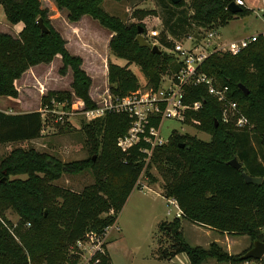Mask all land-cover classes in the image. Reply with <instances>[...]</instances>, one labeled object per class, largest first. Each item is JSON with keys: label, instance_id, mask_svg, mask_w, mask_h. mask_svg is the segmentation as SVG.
Returning <instances> with one entry per match:
<instances>
[{"label": "trees", "instance_id": "1", "mask_svg": "<svg viewBox=\"0 0 264 264\" xmlns=\"http://www.w3.org/2000/svg\"><path fill=\"white\" fill-rule=\"evenodd\" d=\"M51 1L58 10L66 12L69 22L77 23L86 16L112 34L110 54L126 61L123 67L111 62L107 65L113 98L138 90L139 81L129 70L132 64L139 68L146 87L151 89L158 88L162 75L180 70L173 55L140 48L135 41L137 26L145 34L144 25L126 24L107 14L101 8L104 0ZM160 2L165 20L158 44L166 50L173 48L174 41L198 37V28L217 32L233 19L250 14L244 7L237 14L227 11L235 0H191L190 13L182 8L181 0L178 4L171 0ZM0 6L10 24H23L16 38L0 33V97L16 99L14 82L30 68L47 64L58 55L63 63L60 73L67 68L72 72L73 94L86 109H94L88 96L91 80L81 69L82 61L66 51L65 42L52 30L40 1L0 0ZM152 14L153 11H136L134 17L139 16L142 21ZM39 18L47 27V34H41ZM199 72L212 78L216 86L229 89L252 126L251 131L222 124L221 105L200 85L185 88V104L202 102L199 111L188 114L186 124L209 135V141L174 131L164 146L155 149L147 165L136 148L124 154L116 146L129 128L130 119L123 113L108 112L102 118L80 122L78 131L94 157L62 163L32 150H14L0 162V264H78L80 257L71 253L70 247L88 233L102 235L112 227L130 194L141 188L140 176L143 174L149 184L157 182L150 173L152 168L163 181L161 196L176 202L183 220L219 234L247 236L252 245L256 241L264 244V33L235 55L211 53ZM239 84L248 90L247 96L238 89ZM70 99L69 92H49L41 99V107L51 108L52 100L62 104ZM42 126L40 112L0 111V145L36 140ZM181 144L184 148H180ZM233 158L242 172L262 179L261 184H246L240 171L228 165ZM85 171L91 172L94 183L81 192L51 184L62 174L74 176ZM17 175H25L26 179H9ZM7 211L18 217L16 224L6 218ZM160 228L172 239L170 251L161 252L160 261L184 254L188 264H203L209 259L224 264H264V258L243 260L244 254L229 256L215 243L207 250L189 246L180 232V219L161 223ZM102 248L103 252H97L89 264H112L106 245Z\"/></svg>", "mask_w": 264, "mask_h": 264}, {"label": "rangeland", "instance_id": "2", "mask_svg": "<svg viewBox=\"0 0 264 264\" xmlns=\"http://www.w3.org/2000/svg\"><path fill=\"white\" fill-rule=\"evenodd\" d=\"M39 1L41 8L47 11V21L52 30L65 42L66 51L71 56H81L76 57L81 59V69L91 80L88 96L94 104V108L103 106L102 99L106 98V92L109 91L107 82L108 63L111 62L121 67L126 65V61L115 58L109 52L108 44L112 34L86 16L82 17L77 23H71L67 20L66 12L58 10L51 0ZM244 2L245 8L250 11V14L233 19L228 25L220 28L217 31V41L219 43H229L264 33V15L261 12L263 0H244ZM181 3H183L182 8L190 13L189 4L191 0H181ZM101 8L107 14L120 19L126 24L134 23L138 25L142 23L146 31L145 34L143 33L145 40L151 46L155 45L159 51L172 55L169 50L158 44V38L164 29L165 20L160 0H121L119 2L104 0ZM136 11H153L154 14L148 15L140 21L139 16L134 17ZM22 28V23L10 24L0 6V33L9 34L16 38ZM199 29H197L198 32H200ZM201 34L203 35V33ZM189 37L191 36L184 37L176 42H181L186 48L193 47L196 43H191ZM197 51L202 55H207L211 50L204 44L202 49H197ZM62 69L61 57L54 56L49 63L30 68L14 82V87L18 92L16 99L0 97V110L6 113L37 111L41 113L43 120L38 139L0 145V162L8 158L16 149L32 150L62 163L81 161L95 156L84 144L82 134L78 131L80 122H87L83 113L88 109L73 94L71 70L67 68L62 74L60 73ZM129 70L138 79L139 87H144L146 81L139 68L132 64ZM49 92H69L71 99L69 103L66 101L62 104H57L52 100L51 108L41 107V99ZM16 102L19 103L20 110L13 108ZM68 104L69 107L66 108ZM173 131L206 142L210 139L209 135L198 131L192 126H182L173 121H166L162 135L168 137ZM150 173L157 179V182L149 184L145 177L140 178L139 186L141 188L135 190L129 196L115 224L107 229L103 237L112 264H161L154 260H158L161 252L170 251L172 239L170 235L164 233L160 228V224L172 222L178 211L172 204L167 203L164 198L160 197L163 181L156 170L152 168ZM38 175L41 176L42 174ZM9 179L25 180L26 176L17 175ZM93 183L94 178L90 171L74 176L62 174L59 180L51 182L52 185L71 189L75 192H81L84 187ZM144 188L146 190H143ZM159 193L160 195L157 197L156 195ZM6 218L13 224L18 221V217L11 211L6 212ZM177 219H180V232L189 246L207 250L212 243H215L229 256H239L253 248L251 240L247 236L219 234L183 220L181 216ZM70 250L81 254L78 264L85 262L88 255L86 250L82 252L77 248L71 249V247ZM168 262L169 260H163L162 263L167 264ZM168 264H188V260L184 254H180L176 256L172 263ZM203 264L224 263L209 259Z\"/></svg>", "mask_w": 264, "mask_h": 264}, {"label": "built area", "instance_id": "3", "mask_svg": "<svg viewBox=\"0 0 264 264\" xmlns=\"http://www.w3.org/2000/svg\"><path fill=\"white\" fill-rule=\"evenodd\" d=\"M234 3L239 7H246L244 0H235ZM261 12L264 15V0ZM200 29L199 31L203 35L198 34V37H189L191 43H196L193 47L186 48L181 42L175 41L173 43L174 46L169 51L181 65V68L177 73L162 75L157 89L147 88L145 85L120 99L113 98L110 92L107 91L106 98L102 99L103 106L84 111L83 114L87 122L102 118L108 112L123 113L129 117L130 123L126 134L116 142L117 148L122 153L128 154L132 149L136 148L143 155V161L147 165L155 149L164 146L171 135L168 137L162 135L166 121H173L182 126H191L186 124L188 114L190 112L196 113L202 107V102L200 101L192 104L184 103L185 88L191 86H205L207 94L221 105L220 119L222 124H232L238 131L251 130L252 126L242 115L237 102L231 98L229 89L216 86L212 78L199 72V67L211 53L237 54L251 43H254L258 38V34L250 38L223 44L217 41V32ZM204 44L211 50L207 55H202L197 51V49H202ZM190 122L193 125H197V122L192 118H190ZM141 177H143V174ZM172 201L175 202L174 200ZM181 215L182 213L179 210L175 217L180 218ZM105 233L102 235L88 233L82 240L71 247V249L77 248L79 251L83 252L86 250L88 252L83 264H89V261L97 252H103L102 247L105 245L103 237ZM71 253L81 258L80 253L74 251Z\"/></svg>", "mask_w": 264, "mask_h": 264}, {"label": "water", "instance_id": "4", "mask_svg": "<svg viewBox=\"0 0 264 264\" xmlns=\"http://www.w3.org/2000/svg\"><path fill=\"white\" fill-rule=\"evenodd\" d=\"M173 4H178L180 0H171ZM227 11H229L231 14H237L240 13L241 8L237 5H235L234 2L230 3L227 7ZM37 25L39 26L41 34H47L48 30L43 24L42 19L37 20ZM136 43L139 45L140 48H147L150 49L152 53H160L158 48L153 45L151 46L143 37V30L140 26L137 27V36L135 39ZM238 89L243 93V95H248V90L243 85H238ZM217 121H215V126H217ZM180 148H184V145L181 144ZM228 165L234 168L235 170L240 171L241 177L243 178L244 182L246 184H252V185H260L262 182V179L260 178H253L245 174L241 171V165L238 163L236 158H233L228 162ZM167 231H169V228H166ZM176 231H174L175 233ZM264 257V244L261 242H254L253 248L250 249L247 253H245L242 256L243 260H261Z\"/></svg>", "mask_w": 264, "mask_h": 264}, {"label": "crops", "instance_id": "5", "mask_svg": "<svg viewBox=\"0 0 264 264\" xmlns=\"http://www.w3.org/2000/svg\"><path fill=\"white\" fill-rule=\"evenodd\" d=\"M218 33H219V32H218ZM76 56L81 57L80 55H76ZM19 92H20V91H19ZM18 104H19V103H17V102L14 103L15 106H14L13 108H16V109L20 110V108L18 107ZM0 106H1V105H0ZM20 106H21V105H20ZM0 111H1V112H4V111H2V110H0ZM31 112H37V111H22V112H18V113H7V114H26V113H31ZM4 113H6V112H4ZM143 190H146V189L144 188ZM147 190H148V189H147ZM134 191H135V190H134ZM134 191H133V192H134ZM133 192H132V193H133ZM132 193H131V194H132ZM131 194H130V196H131ZM159 195H160V193H159L158 195H156V196L158 197ZM160 197L163 198L162 196H160ZM128 199H129V197H128ZM164 199H165V198H164ZM165 200L167 201V203H169V204L171 203V204L174 206V208L176 209V211H179V210H178V206L176 205L175 202H173V201L170 200V199H169V200H168V199H165ZM106 248H107V247H106ZM107 252H108V250H107ZM175 258H176V257H175ZM175 258H173L172 260H169L168 263H172L173 260H174ZM154 261L159 262V263H161V264H164V263H165V262L162 263L163 261H159V260H154ZM168 263H167V264H168Z\"/></svg>", "mask_w": 264, "mask_h": 264}]
</instances>
